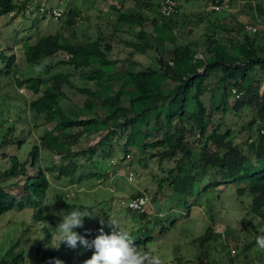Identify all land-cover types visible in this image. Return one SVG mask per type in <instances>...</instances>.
Listing matches in <instances>:
<instances>
[{"label": "trees", "instance_id": "obj_1", "mask_svg": "<svg viewBox=\"0 0 264 264\" xmlns=\"http://www.w3.org/2000/svg\"><path fill=\"white\" fill-rule=\"evenodd\" d=\"M29 1L0 0V16L37 9L40 15L58 19L57 29L36 47L26 44V58L42 68L36 76H24L15 54L0 47V87L4 78L13 75L20 86H27L36 97L27 99L26 105L34 118L45 119L46 127L41 138L28 139L26 128L18 124L30 122L26 114L27 119L16 117L7 129L11 136L7 133L1 139L0 215L38 207L47 197L51 184L41 163L45 151L60 154L70 181L101 177L103 172L94 163H113L116 157L131 168L127 179L137 169L150 168L153 174L150 193L138 190L126 197L148 196L144 211L127 206L146 233L155 229L161 217L152 215L151 205L169 202L164 209L190 211L199 205L196 189L203 193L211 187L223 191L232 186L245 207L241 224L246 222L239 230L245 231V239L236 247L238 253L248 255L257 246V235L264 234L258 228V222H264V0H228L236 10L227 16L212 9L188 14L180 10L177 0L178 12L165 16L160 11L162 0H119L102 11L99 22L90 23L95 34L87 28L82 37L79 25L92 22V17L80 5L68 4L56 17L53 9L58 7H35L27 5ZM248 24L256 30H248ZM199 27L203 29L197 35ZM123 32L133 38L122 37ZM116 43L122 45L118 55L124 57L115 54ZM150 52V64L141 66L139 57ZM70 93L80 102L68 113L62 101ZM15 129L18 136L13 135ZM240 135H244L242 142L237 141ZM84 143L86 149L79 150L78 144ZM78 207L67 205V210ZM100 227L99 223L96 233L84 235L91 241ZM135 230L129 232L131 237ZM151 237L133 240L139 246ZM204 238L218 240L221 234L210 227ZM44 240L51 245H38L36 253L43 249L40 261L52 264L63 252L52 244L51 232ZM18 242L0 253V264H18L24 257V250L14 252ZM221 246L227 250L225 263L201 254L198 264H236L229 245L222 242ZM93 251L86 250L74 263L72 253H63L62 260L84 264Z\"/></svg>", "mask_w": 264, "mask_h": 264}, {"label": "rangeland", "instance_id": "obj_2", "mask_svg": "<svg viewBox=\"0 0 264 264\" xmlns=\"http://www.w3.org/2000/svg\"><path fill=\"white\" fill-rule=\"evenodd\" d=\"M23 2L24 0H19ZM119 0H31L27 5L44 4L45 7H58L61 10H66V6L80 5L83 12H89L92 17V22L81 21L78 31L79 37H82L84 32L95 34L94 24L100 21L99 15L105 11L111 2H118ZM181 3L180 10L182 12L192 14L197 13L198 10H211V1L200 2L197 0H177ZM183 2V3H182ZM207 2V4H206ZM41 5V6H42ZM130 6V4H127ZM62 10V11H63ZM236 10L234 5L230 9L221 10V16H227L232 11ZM20 12L19 15L0 16V47L9 54H15L16 65L21 67L24 76H36L41 72V67L33 66L25 56L26 44L30 48L38 46L44 38L56 31L57 27L54 25L56 18L50 16H43L39 14L37 9L31 12ZM48 14H52L51 11ZM41 21H37V18ZM203 27L195 30L199 35ZM121 36L126 39H132L133 35L130 32H123ZM122 45L116 43L115 54L118 55ZM124 57L125 54L118 55ZM123 58H120V60ZM141 66L146 67L150 64L152 59V52L150 55L139 57ZM121 65L119 62L118 66ZM157 65V64H155ZM120 81H118V84ZM163 83H161L162 85ZM166 83H164L165 85ZM0 141L7 135L9 127L13 126L16 117L20 116L27 119L28 114L31 119L29 123L18 122L19 126L26 128L28 139L41 138L45 129V119L43 117L34 118L32 110L26 105V100L36 97L34 93L27 86H20L15 80V76H9L2 80L0 87ZM7 93V94H6ZM125 105L129 104L128 97L123 95ZM80 102L79 97L70 93L69 98H64L62 107L68 113L74 110ZM238 130L240 126L236 127ZM13 135L18 136L19 130L15 129ZM11 135L8 133L7 135ZM244 135H240L238 142H242ZM97 138H93L90 142L95 144ZM88 144H78L79 150L86 149ZM123 154L120 155L122 157ZM86 157V156H84ZM60 154L53 151H45L41 160L49 180L50 188L47 192L41 205L38 207H26L23 209H15L5 215H0V253L5 254L6 251L17 241L18 245L14 252H21L24 250V257L21 258L18 264H46L45 261H40L41 253H36L38 245L48 248L51 243L49 240H44L48 232L55 236L57 224L62 219L61 212L67 213L76 209L96 212L95 218H84V226L74 231L84 234H94L97 231V226L100 219L103 218L107 231L112 230L107 226L108 218L114 219L121 229L130 232L135 230L132 238L136 241L145 240L148 236H152L146 243H139L140 250L151 249L154 254L159 256L163 264H198V259L201 254H204L209 260H216L219 263L227 261V250L222 248V242L229 245L231 255L235 257L236 264H264V250L254 247L252 251L245 255L239 251L236 245L241 244L245 235L241 230L246 222L241 224L242 216L245 207L237 201L236 191L232 186L225 190H217L216 187L200 192V188L195 190L200 193L199 205H195L189 211L187 208L166 210L170 206L169 202L164 205L153 204L150 211L153 216L157 214L159 223L155 229L146 233L141 229L140 221L130 216V211H127V206L122 203V200L138 190L150 193L154 188L153 174L151 169H137L135 171V179L132 181L127 179V173L131 170L127 167L126 162L119 163L115 157L113 163L111 161L103 164V162L94 163V165L103 172L101 177H94L79 181L78 179L70 181L66 172L68 167L60 163ZM102 158V157H100ZM81 160H84L81 157ZM101 164V166H100ZM55 166V169H52ZM151 167L156 168V164ZM96 168V169H97ZM78 181V182H77ZM202 193V194H201ZM248 199V198H247ZM79 204L80 207L72 210H67V205ZM154 218V217H153ZM137 221V222H136ZM259 223V230L264 231V222ZM140 227V228H139ZM212 228L214 233H220L221 238L218 240H208L204 238L205 233L209 228ZM139 228V229H138ZM43 239L42 243H36V240ZM52 244L58 245V241L53 238ZM49 245V246H47ZM61 251L67 256L68 252L72 253V262L79 256L86 254V250L79 246L76 249H71L65 244L60 245ZM234 249L236 250L234 252ZM59 253L58 260L61 263L64 256ZM236 253H238L237 256ZM12 254L9 256L11 260ZM54 261L52 264H56ZM246 261V262H245ZM68 264V261L64 262Z\"/></svg>", "mask_w": 264, "mask_h": 264}, {"label": "clouds", "instance_id": "obj_3", "mask_svg": "<svg viewBox=\"0 0 264 264\" xmlns=\"http://www.w3.org/2000/svg\"><path fill=\"white\" fill-rule=\"evenodd\" d=\"M62 219L57 224L53 237L58 241L57 248L61 244L67 245L71 249L82 246L85 250H94L90 259L84 264H163L162 259L154 254V250H140L135 244L129 232L120 228L118 223L108 218L107 226L111 228V234L104 232L105 221L100 219L101 227L99 235L89 241L86 235L74 231V229L84 226V218L89 219L97 216L96 212L76 209L71 212H61ZM256 245L264 250V234L257 235ZM56 264H61L57 261Z\"/></svg>", "mask_w": 264, "mask_h": 264}, {"label": "built area", "instance_id": "obj_4", "mask_svg": "<svg viewBox=\"0 0 264 264\" xmlns=\"http://www.w3.org/2000/svg\"><path fill=\"white\" fill-rule=\"evenodd\" d=\"M212 10L216 11H221L225 9H230L231 4L229 3L228 0H222L220 3L219 0L212 2L210 5ZM42 10L44 9L43 7L41 8ZM160 11L162 12L163 15L169 16V15H174L175 13L178 12V4L176 0H162L160 3ZM53 14L56 17L61 16L62 10L60 8H54L53 9ZM248 30H256V27L248 24L247 25ZM129 180L135 179V175L133 172H130L128 175ZM149 198L146 195H141L138 197H133V198H126L122 200V203L129 208L133 210H139V211H144L146 206L148 205Z\"/></svg>", "mask_w": 264, "mask_h": 264}]
</instances>
